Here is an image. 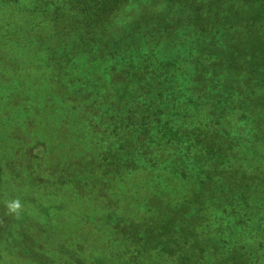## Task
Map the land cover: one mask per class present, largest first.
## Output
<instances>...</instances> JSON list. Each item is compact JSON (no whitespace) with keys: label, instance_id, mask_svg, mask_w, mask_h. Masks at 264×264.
Segmentation results:
<instances>
[{"label":"trees","instance_id":"trees-1","mask_svg":"<svg viewBox=\"0 0 264 264\" xmlns=\"http://www.w3.org/2000/svg\"><path fill=\"white\" fill-rule=\"evenodd\" d=\"M134 1L36 0L26 6L0 0V49L5 44L3 50L37 51L34 58L45 63L51 86L64 83L80 91L91 80L106 79L129 90L127 116L115 121L114 130L132 134L134 143L120 147L124 139L112 136L124 159L131 147L151 161L152 152L164 148L172 156L193 152L185 166L170 167L191 186L189 195L177 199L172 186L162 185V200L134 213L127 233L140 245L128 250L156 251L169 259L164 264H264V0ZM138 6L144 8L134 11ZM120 9L127 14L117 20ZM24 11L36 19H24ZM184 41L187 69L166 77L159 47ZM179 77L183 85L175 84ZM70 96L56 117L74 113L92 126V137H106L111 122L87 118L83 109L77 115L79 107L62 109L74 100ZM251 209L256 220L249 225ZM234 229L248 239L236 241ZM109 243H117L114 233Z\"/></svg>","mask_w":264,"mask_h":264},{"label":"rangeland","instance_id":"rangeland-1","mask_svg":"<svg viewBox=\"0 0 264 264\" xmlns=\"http://www.w3.org/2000/svg\"><path fill=\"white\" fill-rule=\"evenodd\" d=\"M19 1L32 6L36 0ZM142 8L138 6L134 11ZM124 14L127 11L120 9L117 20ZM22 16L26 20L36 19L27 11ZM8 40V37L2 38L3 42ZM188 44L184 41L180 46L159 47L157 57L162 60L159 67L166 77L171 71L183 73L187 69ZM3 47L0 49V264L169 262L166 255L150 249L136 254L128 250L140 244L127 232L134 227V213L138 214L141 205L160 201L165 196L157 195L162 185L172 186L171 196L177 199L189 195L191 186L174 177L170 167L176 163L185 166L193 152L172 156L164 148L153 151L151 161L131 147L124 159L122 151L115 149L112 136L124 139L123 145L118 144L120 147L134 143L132 134L121 135L114 130L115 121L127 116L123 103L128 98L124 91L129 90L106 79H97L95 83L91 80L80 91L64 83L51 86V79L45 78V63L34 58L37 51L9 46L3 50ZM172 61L177 65L175 69L170 65ZM183 80L179 77L175 84L183 85ZM30 85L34 86L33 90ZM131 88L134 92H144ZM68 95L74 100L62 109L70 113L79 107L77 115L83 109L82 113L87 111V118L91 114L111 122L107 124L106 137H92V126L80 122L74 113L63 119L56 117L57 108ZM77 95L83 102L75 99ZM41 101L43 104L38 105ZM101 154L107 157L106 161H102ZM196 159L201 161L202 156ZM131 166L138 169L126 171ZM214 166L218 172L222 170L218 164ZM158 192L165 193V190ZM15 198L24 206L19 218L6 214L5 203ZM246 214L251 216L248 222L251 225L256 220V212L251 209ZM112 233L117 243L111 246ZM232 233L238 242L248 239L245 231L234 229ZM257 241L252 239L246 245L252 246Z\"/></svg>","mask_w":264,"mask_h":264},{"label":"clouds","instance_id":"clouds-1","mask_svg":"<svg viewBox=\"0 0 264 264\" xmlns=\"http://www.w3.org/2000/svg\"><path fill=\"white\" fill-rule=\"evenodd\" d=\"M8 215H14L15 218H19L24 206L19 198L11 199L5 203Z\"/></svg>","mask_w":264,"mask_h":264}]
</instances>
